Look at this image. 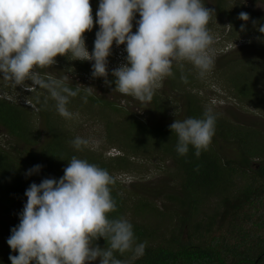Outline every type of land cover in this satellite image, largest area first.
<instances>
[{
	"label": "clouds",
	"instance_id": "obj_1",
	"mask_svg": "<svg viewBox=\"0 0 264 264\" xmlns=\"http://www.w3.org/2000/svg\"><path fill=\"white\" fill-rule=\"evenodd\" d=\"M213 15L203 0H98V30L90 53L84 36L93 29L90 0H0V76L17 84L26 80L40 84L55 102L56 112L70 120L74 114L67 107L69 98L80 90L60 81H43L34 71L53 65L57 55L67 56L92 61L93 78H105L106 84L114 83V91L147 103L162 81L174 75V66L182 70L188 63L201 78L211 71L213 36L208 24ZM238 19L247 22L249 16L240 12ZM244 30L242 23L240 31ZM257 31L264 34V24ZM113 45H122L126 62L111 70L114 79L109 82ZM81 99L86 103L87 95ZM216 120L211 108L199 118L174 119L169 129L177 137V154L186 155L189 146L197 158L207 151ZM70 143L80 150L89 141L76 136ZM41 167L32 166L25 176L38 174ZM114 184L106 169L76 156L58 179L31 183L24 192L19 223L6 240L17 253L9 255L11 264H131L142 256L145 244L136 242L132 224L123 217L109 218L116 209ZM98 238L107 246L96 245ZM114 253H130V259H118Z\"/></svg>",
	"mask_w": 264,
	"mask_h": 264
},
{
	"label": "trees",
	"instance_id": "obj_2",
	"mask_svg": "<svg viewBox=\"0 0 264 264\" xmlns=\"http://www.w3.org/2000/svg\"><path fill=\"white\" fill-rule=\"evenodd\" d=\"M216 11L217 19L224 18L228 23L227 36L230 39L241 38L238 31L244 23L245 35L253 40L259 37L264 42V34L257 31V27L264 24V15L258 16L255 26L250 25V20L244 22L238 19L239 12L234 6L229 7V0H218ZM92 16L94 24L95 13ZM254 61L251 57L237 62L238 65L244 62L245 66L229 74L230 86L233 96L239 102L252 104L264 112V93L258 86L264 82V69L260 70ZM75 64L80 69V62ZM91 64L84 63L83 67L90 70ZM225 65H218L221 73H215L219 77L226 74L227 71L223 72ZM188 66L185 63L182 70L173 67L174 75L167 77L171 87L177 89L182 83L198 88ZM37 71L41 75L45 74L40 67H37ZM108 73L107 77L113 81L111 71ZM181 75L185 80H181ZM49 77L46 74L42 80L60 81L70 89L80 90L77 96L69 98V111L77 110L79 105L87 106L88 109L96 107L103 116L109 109L113 112L123 111L124 116L115 119L108 117L105 122L108 143L119 141L124 145L122 150L126 152L123 156L105 158L102 152L88 151L85 147L74 149L70 143L74 137L67 132L64 118L56 112L55 102L49 93L35 90L37 87L28 92L29 101L36 109L0 96V125L10 134L37 147L40 134L33 129V124L42 121L50 136L39 151L27 148L25 156L21 153L26 149L22 152L17 150L18 154H10L0 145V264H11L9 255H17L9 248L6 240L10 236V229L19 223L18 214L26 202L24 192L31 183L39 184L42 179L49 177L58 179L72 156L106 169L115 178V173L128 169L131 163L129 154L151 158L158 153L162 157L169 156L173 161L174 172L172 180L164 178L153 188L154 200L166 189V197L174 201V206L166 210H160L156 204L152 206L147 198L151 191L146 188L139 191L136 197L127 196L124 194L126 190L120 187L116 178L115 184L111 186L116 209L108 214L109 218L127 219L133 226L136 242L145 244L143 255L131 260V264H264V121H257V127H250L254 123L241 127L227 123L221 115L214 113L217 116L215 134L208 150L202 151L197 158L193 154L194 149L189 146L188 153L181 156L175 150L177 137L169 129L171 123L145 121L135 112L117 108L116 102L88 94L81 87L58 79L51 80ZM179 79L181 83L176 81ZM84 95H87L86 103L81 99ZM166 102L162 93H154L151 100L162 115L165 114ZM205 109L197 95L190 92L187 94L184 104L186 117L199 118ZM217 142L234 145L238 152L232 156L222 155L216 146ZM37 164L42 166L40 172L25 176L26 170ZM175 180H179V186L173 183ZM214 198L216 203L212 210L202 212L203 208L210 207L207 204ZM140 213L148 219L137 221L135 218ZM156 214L166 219L176 218L173 229H169L170 235L162 233L161 222L151 219ZM184 231L186 238L182 237ZM195 234L198 235L195 238L198 241L193 237ZM95 243L99 247L107 246L103 238H98ZM114 255L118 259H130V253Z\"/></svg>",
	"mask_w": 264,
	"mask_h": 264
},
{
	"label": "rangeland",
	"instance_id": "obj_3",
	"mask_svg": "<svg viewBox=\"0 0 264 264\" xmlns=\"http://www.w3.org/2000/svg\"><path fill=\"white\" fill-rule=\"evenodd\" d=\"M206 8L213 9L215 15L210 19L208 28L210 34L213 36V43L210 46V54L213 57L214 64L209 73L201 78L195 69L188 64L190 72L194 76L196 81V86L198 88H193L191 84L182 85L180 79L176 80L179 84L177 89H183L178 91L176 88L171 87L172 84L167 79L162 81L161 86L155 91V94L162 93V98L167 100L165 105V114H160L161 111L150 102L141 103L134 97L130 95H124L117 91H114V85L111 83L106 84L105 78L96 77L93 78L90 70L85 69L83 66L84 63L89 65L92 61H79L71 60L67 56L57 55L55 63L50 66L42 68L44 75H41L37 68H34L35 73L42 80L43 77L49 75L51 80L58 79L68 84H74L78 87H81L83 91L90 92L97 97L103 98L105 100H111L116 102L117 108H123L131 112H135L145 121L149 120L152 123H172L174 119L182 120L186 118L184 112V104L187 94L193 93L201 100L204 108H211L215 114L221 115L227 123L238 124L241 127L248 126L253 124L250 127H257L258 122L264 121V112L257 110L252 104L241 103L235 98L232 94V86H230L229 74H234L235 70H240L245 66L244 62L241 65H238L242 58L244 61L253 57L255 59L254 63L257 64L260 70L264 69V42L261 41V38L256 37L255 40L249 35H245L243 32L238 31V35L241 37L239 39H230L227 36L228 32V23L224 21V18L220 20L217 19V3L218 0H203ZM90 6L92 14L96 12L98 6V0H90ZM237 11L245 12L249 16L248 24L252 25L253 21L258 20V16L264 15V0H229V7H233ZM138 19V15L136 16ZM95 23L93 24V26ZM98 30V26H94L92 31H86L84 33L85 43L88 51L91 53L90 47H93V41L95 39V32ZM135 31V22H133V32ZM250 37V38H249ZM254 37V36H252ZM253 40V41H252ZM259 42V43H256ZM112 46V54L108 57V72L112 69L118 67L120 64L125 63L126 53L124 48ZM124 47V46H123ZM235 48V49H234ZM122 50L123 55L119 56V50ZM260 54V55H259ZM125 55V56H124ZM237 60V61H236ZM80 62L79 65L75 64ZM219 62V64H218ZM226 63V65H225ZM225 65L224 71H227L226 74H223L219 77L215 72L221 73L218 65ZM218 69V70H217ZM234 71V72H233ZM109 76V75H108ZM107 80L111 82L109 77ZM44 81V80H43ZM176 83V82H175ZM259 86V90L264 93V82ZM37 87L35 90L43 91L48 93V90L42 87L40 84L34 83L31 80H26L23 83L17 84L10 79H5L0 76V96L6 97L9 100L16 101L18 103H23L31 107H36L30 99V91ZM40 88V89H39ZM34 90V91H35ZM183 92V93H182ZM32 93V92H31ZM182 93V94H181ZM121 110V109H120ZM71 112L74 114L73 119H65L64 124L73 137L80 136L89 141L87 147L88 151L103 153V157L108 158L115 155L123 156L126 150H122L121 147L124 145L119 141H115L110 144L107 139V130H106V118L112 117V119L119 118L125 115L123 111L113 112L112 110H107L105 116L101 115L98 111V108L93 107L88 109L87 106L81 107L78 106V109H72ZM228 119V120H227ZM258 121V122H257ZM33 129L40 134L38 146L33 147L21 141L18 137L10 134V132L0 125V145L8 151L10 154H18L19 150L22 152V155H26V152L29 149H35L39 151L42 148L43 144L47 143L50 139L49 131L46 128L45 124L42 121H38L36 124H33ZM32 146V147H31ZM216 146L219 151L222 152V155L232 156L238 152V148L234 145H228L226 142L222 144L217 142ZM130 164L128 169L115 173V178L119 183L120 187L124 190L125 195L136 197L137 193L144 188L150 190V194L147 195L149 198L150 204L153 206L156 204V207L160 210H166L171 206H174V201L169 200L166 197V189L163 194L154 200V187L160 184V181L164 178L172 180V173L174 172V167L172 166L173 161L169 159V156L162 157L161 155L156 154L151 158H146L143 155H134L130 156ZM158 183V184H157ZM179 186V180L173 182ZM172 188V181L170 183ZM161 188V186H159ZM163 188V187H162ZM152 193V194H151ZM140 194H143L140 192ZM145 195V194H143ZM216 203L215 198L211 199L207 205L210 207L203 208V211H211ZM165 206V207H164ZM131 215V214H130ZM5 218V216L1 215ZM131 218V217H130ZM137 221L143 222L148 219L144 218L142 213L139 214ZM151 219L161 222L162 233H165L167 236L170 235L169 229H173L175 225V219H166L160 214L152 216ZM2 226V224L0 223ZM167 227V228H166ZM185 232V231H184ZM198 235L195 234L194 239ZM165 237V236H162ZM183 238H186V232L182 235ZM198 241V239H195ZM93 264H98V261L93 262Z\"/></svg>",
	"mask_w": 264,
	"mask_h": 264
}]
</instances>
